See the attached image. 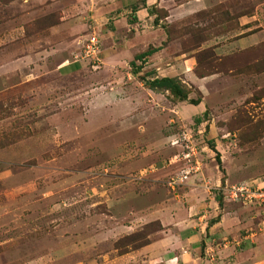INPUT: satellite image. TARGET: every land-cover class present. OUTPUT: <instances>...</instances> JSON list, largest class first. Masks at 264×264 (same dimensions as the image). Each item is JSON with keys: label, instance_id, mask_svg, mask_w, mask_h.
I'll return each instance as SVG.
<instances>
[{"label": "rangeland", "instance_id": "374dc122", "mask_svg": "<svg viewBox=\"0 0 264 264\" xmlns=\"http://www.w3.org/2000/svg\"><path fill=\"white\" fill-rule=\"evenodd\" d=\"M26 1L0 0V264H163L159 244L144 248L164 236H157L163 229L154 216L161 205L170 206L163 210L167 223V214L177 210L166 181L180 167L167 166L175 151L165 137L177 136L183 123L196 125V118L177 120L165 107L163 140L143 132L135 136L124 120L129 110L119 105L130 94L124 85L137 81V102L147 100L141 83L159 73L147 70L134 80L123 63L115 76L124 87L114 88L102 64L94 69L76 57L90 35L99 38L102 52L117 51L126 26L119 27L122 35L106 28L113 29L122 17L134 23L139 15L148 24L136 31L143 39L160 41L155 45H161L163 57L157 61L180 56V72L188 69L183 61L189 58L190 72L198 78L239 73L245 61L257 60L263 68L264 45L242 57L228 43L243 31L242 19H261L260 26L249 25V32L264 29V0H149L148 15L135 13L146 0H121V5L119 0H86L78 2V9L67 4L72 20L80 17L76 42L66 26L49 33L57 21L53 13L38 17L40 12H30L23 20ZM50 40L72 52L40 54ZM75 61L80 64L75 73L56 70ZM180 81L187 101L201 99L182 75ZM203 85L213 107L198 118L203 122L197 138L204 148L201 176L213 168L224 182L263 177L264 87L246 96L242 89L215 90L209 80ZM154 97L157 104L177 100L167 91ZM154 142L155 153H146Z\"/></svg>", "mask_w": 264, "mask_h": 264}, {"label": "crops", "instance_id": "0c3cea01", "mask_svg": "<svg viewBox=\"0 0 264 264\" xmlns=\"http://www.w3.org/2000/svg\"><path fill=\"white\" fill-rule=\"evenodd\" d=\"M84 1L87 2L88 0H58L54 2L51 0H28L26 1L29 2V6L26 9V16L24 17L25 13L21 14H24L22 17L25 19L23 20H28L30 18V12H40L41 15H38V17L47 13L55 14L57 25L55 24V27L50 28L51 30H49V33L53 34L57 26H66L69 33L72 35L70 39L72 42H76L80 37L74 35L76 33L74 30H76V25L80 23V17L73 18L72 20L69 14L70 10L66 9V5L76 3L75 5L78 9V2L83 4ZM117 3L121 5L122 1L119 0ZM148 5L149 0H146L144 4L142 3L139 5L140 9H137L135 13L145 12L148 15ZM30 6H32V8ZM83 6L86 7L87 5L84 3ZM16 19L19 20L21 18L17 17ZM254 21L258 22L259 26L262 23L261 19L257 17L242 19L240 26L243 31L236 37L230 39L231 41L228 43L238 49L233 53H241L242 57H245L249 51L264 45V29H259V31L256 32H249V30H251L249 25H253ZM147 24L148 21L145 20V18H141L139 15H136V22L134 21V23H129L126 17L114 21L113 29L111 28L109 30L106 28V31L121 35L124 32L125 38L122 39V43L119 45L118 50H115L116 52L114 50L110 51L111 49L109 48L103 49L105 58L101 61L103 73L107 74V78L110 79L108 84L114 88L126 86L124 88H127L128 93L130 92L127 98L120 99L119 105L129 110V116L127 119L124 118V120H129L128 126L130 130L133 128L135 136L143 132L146 133V136H150L154 139L161 137V140H163V137H165L164 126L166 125L163 118L169 114L168 111V113L165 111V107L170 108V111L174 114L172 115L170 113L171 116H176L177 120L181 118L186 121L191 119L193 121V119L196 118V121L194 119L196 125L193 123L192 127L201 131L203 122L198 118L206 111H210L213 107L212 104L208 102L209 96L203 92V88H205L203 84L208 80L212 82V86L215 90L242 89L246 91V96H249L251 91L260 90L264 87V67L262 68L261 64L256 62L257 60L255 62L254 60L251 62H243L241 67L242 70L239 73H232L229 71L231 73L228 75L222 76L220 73H214L210 76L200 78L190 72L191 70L189 67L192 64L191 58L183 61V63L187 64L188 69H185L186 71L183 69L181 72L180 56H177L175 61L164 59L158 62L157 59L163 57L160 56L163 50L160 49L161 45L158 46L155 45V43L160 44V41L158 39H143L140 32L136 31L137 28L145 27ZM124 25L126 29L122 32V30H119V27L124 29ZM104 35L106 34L104 33ZM49 42V45L46 46L48 48L38 50L40 54L46 52L48 49L58 54L61 49L64 50L66 48L65 45L60 46L53 44L51 40ZM105 43L107 42L105 41ZM149 49H154V52L141 59H136L138 55ZM103 52L101 50L99 56L102 57ZM139 62L140 65L138 64ZM123 63L127 68L132 70L130 75H132L134 80H136L138 75L148 72L147 70H155L159 73V75L154 76V78L166 77L180 80V75H182L189 84L197 88L201 99L196 102H189L187 100L180 101L178 99L175 102L166 100L164 103L161 101L157 104L154 95L162 91L150 90L143 82V84L141 83L142 87L140 89H142L147 96V100L137 102L138 99L136 95L137 91H139L136 87L137 81L136 83L131 82L129 85L126 84L124 86L120 85V81L117 82L118 78H116L115 74L120 76V68H123L121 65ZM167 64H172V66L162 70V67H166ZM61 68H67L71 73H75L80 69V64L76 61L70 63L64 62L57 66L56 70L58 71ZM161 71H164L163 75ZM126 74H129V72L127 71ZM111 76L113 77L111 78ZM103 96L108 99L109 93L107 97L105 95ZM113 96L115 97V95ZM153 103L157 105L155 104V106ZM144 120L145 123H143ZM172 120L173 118H170L169 122L171 123ZM133 131L132 135L134 134ZM171 137L172 136L166 135L165 140H169ZM147 147L146 153L154 154L157 149V143H150ZM219 174L220 171H215V169L210 168L206 175L191 178L186 185L179 187L173 192V197L177 202V210H171L169 214H167L170 215V219L167 223L162 217L165 214L163 210L164 207L169 208L170 206L166 204H164L166 206L161 205L162 211L159 210L158 215L154 216L160 218L161 228L163 229L157 233V236H164L158 242L156 241L146 246L144 248L145 251L150 250L155 244H159V246L163 248V253L160 258L163 264H264V233L260 232L262 219L258 213L252 211L253 209L250 206L228 201L221 192H208L203 185L204 181L208 183L210 187H217L223 186L224 184H239L249 181V179L230 183L228 179L224 182ZM259 177L260 176L253 178ZM150 217L153 218V215L149 214L147 216V218ZM169 240L173 241L168 242ZM212 250L214 251L212 252ZM210 254L214 256V261L209 259L208 255Z\"/></svg>", "mask_w": 264, "mask_h": 264}, {"label": "built area", "instance_id": "2783aa9c", "mask_svg": "<svg viewBox=\"0 0 264 264\" xmlns=\"http://www.w3.org/2000/svg\"><path fill=\"white\" fill-rule=\"evenodd\" d=\"M100 52L99 38L90 35L83 41L81 51L76 59L87 60L91 67L96 69L101 65ZM171 123L173 125L176 122L172 120ZM201 134L200 130L182 124L178 127L177 136H172L169 139L168 143L175 152L167 162V166L179 165L180 167L174 170L166 181L171 191L175 192L179 187L186 185L191 178L202 175L204 161L200 154L203 153L204 148L202 149L197 139ZM203 185L210 193L221 192L230 202L247 205L252 209L259 208L260 212L258 214L262 218L260 232L264 233V177L253 178L239 184H224L217 187H210L204 181ZM208 257L211 261L215 260L211 254Z\"/></svg>", "mask_w": 264, "mask_h": 264}, {"label": "trees", "instance_id": "16d2710c", "mask_svg": "<svg viewBox=\"0 0 264 264\" xmlns=\"http://www.w3.org/2000/svg\"><path fill=\"white\" fill-rule=\"evenodd\" d=\"M153 52L154 49H149L148 51L138 55L136 59L146 57ZM144 85L153 91H167L180 101H184L188 98V92L186 91L184 84L177 78H154L150 81H144Z\"/></svg>", "mask_w": 264, "mask_h": 264}]
</instances>
